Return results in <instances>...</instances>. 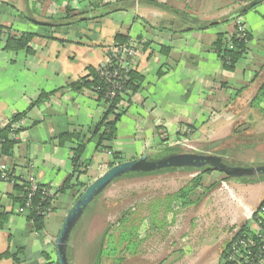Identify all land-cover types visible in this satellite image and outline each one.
<instances>
[{
	"label": "crops",
	"instance_id": "0c3cea01",
	"mask_svg": "<svg viewBox=\"0 0 264 264\" xmlns=\"http://www.w3.org/2000/svg\"><path fill=\"white\" fill-rule=\"evenodd\" d=\"M90 1L71 0L74 12L68 17L51 0H0V27L5 32L37 35L29 49L18 52L4 51V41L0 42V130L23 115L13 123L18 130L13 154L0 159V165L16 181L34 179L55 194L45 228L38 232L26 214L18 212L23 186L0 178V264L56 262V239L81 186L85 189L104 174L114 153L125 162L168 150L167 146L187 138V129L194 132L188 137L201 143L237 137L233 134L238 121L246 127L239 134L257 127L264 134V124L253 116L261 109L264 113V99L255 101L264 88V2L246 10L247 3L237 0H197L195 4L186 0L198 13L186 15L183 0H92L98 8L90 7ZM236 19L243 22L250 40L230 70L216 46L220 36L233 35L236 24L228 25ZM118 36L136 41L134 70L143 82L130 101L122 98L118 105L123 114L112 149L99 150L98 138L92 139L82 157L89 166L78 175L73 162L76 142L62 144L60 137L81 133L89 138L108 106L93 90L75 91L71 86L91 70L98 72ZM260 162L264 165V160ZM71 177V189L59 193ZM214 178L211 185L203 183L198 188L203 200H198L200 217L187 222L193 226L188 228L184 218L176 217L179 226L169 236L174 239L185 230L177 239L180 250L174 252L173 244L170 256L159 264H223L241 229L248 225L256 230L252 218L264 201V180L245 183ZM255 189L260 192L255 194ZM189 200L184 207H196ZM72 235L69 263L81 264L84 240L74 241ZM159 235H151V240ZM140 253L136 249L129 255L136 259Z\"/></svg>",
	"mask_w": 264,
	"mask_h": 264
},
{
	"label": "rangeland",
	"instance_id": "374dc122",
	"mask_svg": "<svg viewBox=\"0 0 264 264\" xmlns=\"http://www.w3.org/2000/svg\"><path fill=\"white\" fill-rule=\"evenodd\" d=\"M196 1L194 0V4ZM182 2L186 15H192V13L198 15L188 1L183 0ZM238 21L240 19H236L228 26L234 27V23ZM235 31L236 28L233 33ZM259 111L254 112L253 116L263 125L264 113ZM243 115L239 117H243ZM241 123V121H238L234 124L236 133L234 132L233 135H237V137L231 135L225 140L202 141L204 143H201V141L192 140L193 137L189 138L192 134L194 135V132L187 129L185 130L187 137L185 140L187 142L183 146L175 144L170 146L173 149L176 148L177 152H194L198 154L211 153L219 155V152L225 150L228 152L227 155L223 156L226 164L241 167L263 165V162H260L264 160V134L261 132L262 129L260 130L257 127L245 135L243 133L239 134L238 132L241 133L240 130L246 131L245 125ZM211 132L213 131L210 130L209 133ZM214 142L220 144L207 148L208 145ZM161 157H155V159ZM244 164L249 165L243 166ZM201 175L204 174L200 170H180L123 177L115 181L95 199L74 230L72 240H84L80 257L83 255L85 257L81 258V264H121L123 261L122 264H153L161 262L162 259L165 260V257L171 252L173 244L176 245L173 249L174 252L180 250L178 246L180 242L177 239L185 230H181L174 239L169 236V233L177 231L179 225L176 217L184 218L187 227L193 226L191 224L187 225V222L190 219L200 217L197 209L200 202L198 200L203 198V195L199 189L189 195V198L196 202V207L191 205L192 207L189 206L188 209L184 206L183 208L178 207L182 202L176 199V194L181 189L192 185L193 181ZM214 176H216V179L218 176L221 180H225V175L215 171L211 175H204L203 183L206 186L211 185L215 181ZM253 192L258 194L260 190L255 189ZM158 233L160 235L151 240V235ZM102 241L104 253L99 263L96 254L100 251L99 247ZM89 243L90 247L86 249V245ZM157 248H160L161 251L158 255H156L158 253ZM136 249H141V253L135 259L129 254H132ZM174 252L171 254H174ZM153 253H155V258H149ZM124 256H127L126 259Z\"/></svg>",
	"mask_w": 264,
	"mask_h": 264
},
{
	"label": "trees",
	"instance_id": "16d2710c",
	"mask_svg": "<svg viewBox=\"0 0 264 264\" xmlns=\"http://www.w3.org/2000/svg\"><path fill=\"white\" fill-rule=\"evenodd\" d=\"M51 1L54 2L56 6L62 7L65 11V14L68 17H70L71 14L74 12L69 5L71 0H51ZM64 3L66 4L68 3V4L67 5L65 4L66 6H63ZM89 4H90V7L92 8L93 7L98 8L95 1L94 2L90 1ZM35 36L37 35L33 33H22L20 35H17V34L15 35L9 30L8 32H5V30L2 27H0V42L4 41L3 50L7 52H18L21 50L29 49V45L32 42V40L35 38ZM127 40L128 39H125L124 37L118 36L115 42L125 43L127 42ZM233 45H234V49L230 50L228 48L227 38L220 36L218 38V42L216 46L219 56L223 60L229 59L230 64L227 65L225 63L226 64L225 66L230 70L234 69L235 65L242 58L247 48V44L245 42L239 41L237 39H233ZM128 76H129V81L126 84L128 93L122 98H127L128 101H130V98L140 90L143 79H142V76L139 75V73H137L135 70L131 71L128 74ZM97 87L101 88V90L98 91L99 100H101L107 91V86L100 80L99 72L95 70H91L89 76L80 80L77 83H74L71 86V88L75 91H81L83 89L94 90ZM122 98H116L112 100V102H110V106L107 108L101 121L91 130L89 138H87L86 136L85 137L81 136V133H75V134L67 133L60 137V141L62 144H65L66 142L71 141V140H75L76 142V148H74V151H73L74 152L73 162H74V166L76 169V173L78 175L82 174V172L80 171L82 167L84 168L86 166H89L88 163L85 164L82 161V157L86 150V146L92 139L98 138V149L99 150L109 151L112 149L111 144L116 139L117 124L120 121L122 114H123L118 109V105L120 101L122 100ZM263 99H264V88L262 89L261 94H259L255 98V101L256 103H261ZM22 116L23 115L16 116L14 119H12L11 125L0 130V159L6 156H11L13 154L14 147L16 146V141L13 138H11V134L12 133L18 134V130L16 128L14 129L15 124L13 123L19 121L22 118ZM177 151L178 150L176 148L174 149L170 148L168 150H165V154L168 155L172 153H177ZM227 154L228 152L225 150L219 152V155L222 157ZM113 159L114 161L110 164V168L122 162L120 154L114 153ZM227 165L231 167L236 166V165H230V164H227ZM167 171H178V170L167 169V170L157 171L155 173H149V174H145V173L130 174L125 177L151 175V174H157V173H164ZM181 171H195V170L185 169ZM200 171H202L204 175H211L212 173L215 172V170L213 169H206V168L201 169ZM204 175H201L198 178H196L193 181L192 185L186 188H183L179 192H177L176 199L180 200L183 206L188 205L190 203L189 195L193 194L199 187L203 185ZM0 178H1V175H0ZM77 180L78 178L76 179V181ZM225 180H231V179L225 176ZM260 180H264V176L237 179L236 181L245 182V183H255ZM71 182H72V177L67 181V183L59 191V193H66L69 189H71V186H72ZM78 183L79 182L77 181V185H79ZM81 187L82 189L80 188L81 189L80 191H83L84 186H81ZM22 190L24 191V197L22 199V203L20 207L23 208L25 206V201H26V197L28 193L24 187H22ZM53 203H54V199L42 198L40 195H37L32 201V207L28 210V212H26L27 219L33 223L35 229L38 232L43 231L45 228V218L46 217L42 213L48 212L49 209H53ZM262 206H264V201L261 204L260 208ZM246 232L247 233L252 232L251 230L248 229V225L244 226L241 229V231L238 233L236 238H238L241 234L246 233ZM102 243L103 241L100 243V251H99V254L97 255V259L99 260V263H100V260L103 258V253H104ZM68 256H69V252H68ZM226 256H227V253L226 255H224L223 258L225 259ZM223 264H235V263H223Z\"/></svg>",
	"mask_w": 264,
	"mask_h": 264
},
{
	"label": "built area",
	"instance_id": "2783aa9c",
	"mask_svg": "<svg viewBox=\"0 0 264 264\" xmlns=\"http://www.w3.org/2000/svg\"><path fill=\"white\" fill-rule=\"evenodd\" d=\"M236 31L232 36L227 38L228 48L234 49L233 39L245 42L249 44L248 31L242 21L235 23ZM3 42H1V45ZM137 44L133 39L127 40L125 43L115 42L109 51V55L104 64L98 69L100 80L107 86V91L101 101L110 106V102L116 98H122L128 91L126 84L129 81L128 74L134 71L136 66V50ZM229 65V59L223 60ZM101 90L97 87L93 90L94 94L99 98L98 91ZM107 107V108H108ZM15 129V127H14ZM191 131V130H189ZM14 140L17 139L15 133L11 134ZM187 140L177 141L175 145L183 146ZM171 147V146H170ZM86 167H84L85 170ZM83 169V167H82ZM1 180L11 182L13 184H20L25 188L28 195L26 197L25 206L20 207L18 212L20 214H26L32 207V201L40 195L42 198L55 199V194L48 187L39 185L36 180L31 179L25 183L16 181L13 178V173L6 169L5 165H0ZM52 209L42 214L47 217L51 213ZM256 220V221H254ZM256 230L252 232H246L241 234L238 238H235L229 245L227 256L223 263H235V264H264V206L259 208L252 218ZM51 264H58L52 262Z\"/></svg>",
	"mask_w": 264,
	"mask_h": 264
},
{
	"label": "water",
	"instance_id": "95a60500",
	"mask_svg": "<svg viewBox=\"0 0 264 264\" xmlns=\"http://www.w3.org/2000/svg\"><path fill=\"white\" fill-rule=\"evenodd\" d=\"M237 1L240 3H247L246 10L252 9L258 4L264 2V0H252L251 2H248L250 0ZM33 22L41 25H50L49 23ZM159 155H162V157L155 159V157ZM204 168L213 169L231 180L264 176V165L231 167L224 162L222 156L217 154L177 152L167 155L165 154L164 149L148 152L137 159L116 164L91 182L79 194L72 209L67 214L55 243L57 263L70 264L68 259V249L73 230L95 199L115 181L130 174H149L167 169H176L180 171L185 169L201 170Z\"/></svg>",
	"mask_w": 264,
	"mask_h": 264
},
{
	"label": "flooded vegetation",
	"instance_id": "af4514ba",
	"mask_svg": "<svg viewBox=\"0 0 264 264\" xmlns=\"http://www.w3.org/2000/svg\"><path fill=\"white\" fill-rule=\"evenodd\" d=\"M252 0H250V1H248V2H251ZM160 156H162V155H160ZM160 156H157V157H160Z\"/></svg>",
	"mask_w": 264,
	"mask_h": 264
}]
</instances>
